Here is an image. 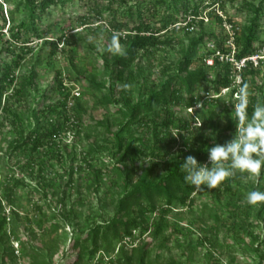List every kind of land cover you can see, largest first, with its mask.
I'll return each instance as SVG.
<instances>
[{"label":"trees","instance_id":"obj_1","mask_svg":"<svg viewBox=\"0 0 264 264\" xmlns=\"http://www.w3.org/2000/svg\"><path fill=\"white\" fill-rule=\"evenodd\" d=\"M0 1L2 4H13L17 10L19 9L24 13V17L15 19L13 12L9 10L11 17L8 19L7 26L12 41L20 43L21 52L27 49L32 51V48L29 47L32 40L27 36L28 32L32 31L33 35L42 40L41 48L45 45L49 46L47 56L53 57L63 35L48 39L47 33H41L39 30L42 22L41 16L47 13L51 6L57 3L63 5L72 0ZM116 1L118 0H107L105 8L108 11L112 10V4ZM119 1L125 4L130 0ZM216 6L222 9L223 1L131 0L123 14L133 20V25L129 29H124V23L115 18L112 27L116 32L114 37L117 47L113 49V52L106 48L100 56L104 69L110 72V75H114L116 80L123 82V86L117 96L114 89L115 84L112 83L101 98V102L112 108L111 112L117 115L116 118L111 123L97 121L98 125H104L111 137V144L109 147L105 145L104 148L111 149L115 156L120 154L117 162L103 164L116 175L122 189L121 193L117 194L114 199L113 215L108 219L93 220L86 227H81L79 218L71 209L63 213L67 220L66 224L73 229L70 239L71 249L68 252L61 251L60 254H56L57 251L55 252L50 246L48 247L50 257L46 258L30 243L31 239L29 238L34 234H31L27 215L24 214L22 217L19 211L11 207L9 210L10 217H8L5 214V208L0 204V264H6L8 260L15 257L14 251L8 250V241L4 237L5 226L8 223L7 217L12 230H18L19 226L23 225L26 232L22 237H17L23 251L22 254L26 257L24 264H55L53 259L55 256L59 259L66 258L65 264H85L87 260L93 259L99 252L101 242L106 244L104 247L108 248L111 253L106 259L108 264H151V262H147L151 239H143L144 236L149 235L153 239L158 238L167 228L163 224L165 214L178 205L193 206L196 200L194 197L196 188L184 179L185 173L181 168L183 160L191 155L200 163H208L207 149L215 144H224L232 138L239 124L246 123V121L237 119V112L234 108V105L239 103L241 99V89L244 86H246L247 92L249 118L257 104H264V85L259 84L255 79L262 69L264 60L258 59L256 64L249 59L245 60V65L241 67L240 71L242 80L237 86L233 83V64L229 61H220L218 56L213 55L216 50L223 54H231V47L225 46V42L229 38V32L226 31L225 25L227 22L233 30V57L236 60L257 54L264 48V39H260L264 0H259L258 3L245 0L241 3L239 10H245L249 16L240 28L235 27L230 18L224 17L223 13L215 9ZM101 9L103 8L101 7ZM204 10H206L205 15L202 14ZM204 16L209 17L210 22L217 25L220 30L218 32L215 29L205 30ZM5 25L6 17L0 3L1 36ZM193 28L199 32L189 36V30ZM177 29L187 35L186 41L180 45L179 55L174 61L161 64L159 75L163 81L159 87L148 86L146 80H140L141 65L133 70L131 64L146 55H152L161 47L172 46L173 37L168 32L172 33V30ZM206 38L212 39L215 49L205 50ZM256 42H258L257 45ZM119 44L122 46L119 47ZM11 46L12 44L7 42L6 50L11 53L14 52L13 54L17 56V59H20L23 56L22 53H15ZM210 56H214L213 65L203 62L199 67L191 69L194 60L205 61V58ZM17 59L14 61L15 65L18 63ZM36 59L29 73L23 77L17 88L12 87L15 79L12 64H0V111H3L5 119L11 117L12 123L21 121L22 117L18 112L12 110L9 101L17 96L18 98L25 97L28 95L29 88L35 85L37 75L35 68L40 58L37 56ZM208 71L215 72L212 79L208 77ZM58 78H60L59 73L56 74L49 88L43 91L42 100L38 104L39 108H36L35 112V108H32L34 113L31 118H28L31 133L26 134L22 127H18L15 129L17 135L9 140L5 147L7 153L21 149L32 152L26 163L27 166L36 164L32 156L38 148L44 146V142L51 144L55 140L54 138L60 135L65 124L72 126L83 115L81 97H75L71 104L70 108L74 114L71 115L72 118L68 114L66 99L70 95L71 88L67 87L61 78ZM202 83L205 85V94L193 98V92ZM55 87L58 93L68 91L64 94L63 100L52 105L46 104L50 95L49 90ZM95 87L101 89L105 86L102 82L96 83ZM253 87L258 89V95L251 94L250 88ZM224 88L230 90V99H232L234 92H241L238 98L233 100H227L220 95L216 96ZM8 91L10 92L8 93ZM135 92H137L136 98L134 97ZM2 95H4L3 103H1ZM180 100H183L188 108L199 104L196 110L203 105L204 112L211 103H221L220 112L226 116L225 126L221 128L219 122H215L210 113L202 118L203 126L194 134L192 131L194 119L185 120L177 117L173 110ZM55 115L57 117L54 119ZM73 118L77 119L74 120ZM112 125L117 127L114 131L110 129ZM3 126H5L4 121L0 119V127ZM144 128L148 133L141 131ZM173 128L178 131L176 136L171 135ZM186 133L190 134L184 137ZM71 137L74 138V135ZM190 140H193L191 144L189 143ZM179 145L181 148L178 149ZM172 147L177 149L174 154L168 151ZM66 151L67 154H70V149ZM141 157H149L151 163L147 167L140 168L136 174L132 163L134 159ZM129 163L131 166L128 165ZM39 164L38 170H41V163ZM158 166H161V172L153 173ZM135 174L136 178L134 179ZM239 176L237 171L217 187L210 189L212 192L210 196L213 198H217L222 189L237 195L236 199L239 203L229 209L230 222L223 220L220 213L214 210L215 206L211 203L213 200L200 205L199 210L202 213L207 211L209 218L214 223L215 232L219 233L223 230L227 237L245 240L243 253L258 258L257 263L247 264H264V233L261 239V233H256L253 228L255 225L262 224V230H264V202L251 205L244 198L245 194L254 190L264 192V185L260 184L262 188H259L253 180L241 183L238 181ZM260 176L263 178L264 173H261ZM260 181L263 182L262 179ZM25 182L24 177L17 179L5 194V199L12 201L14 188ZM42 187L45 189L46 185L44 181L39 180L32 190L39 191ZM42 192L43 197L46 198V190ZM61 201H64L63 198ZM134 206L138 207L135 215L133 214ZM38 209L40 210L39 207ZM156 211L159 212V218L156 220L153 218L152 221L146 219V213L151 214ZM252 216L254 217L253 220ZM25 220L27 223L24 222ZM42 223L48 228L47 232L54 234L57 240L63 241L57 234L60 229L58 223L47 222L45 219ZM135 231L138 233L137 236H135ZM181 231L180 229L179 232L183 234ZM126 237L130 238V243H119L114 253L116 244L124 241ZM189 248L193 249L188 243L186 249ZM186 258L190 261L191 255H187ZM235 259L236 257L231 256L228 264H235ZM181 263V261L172 258L161 264Z\"/></svg>","mask_w":264,"mask_h":264},{"label":"rangeland","instance_id":"obj_2","mask_svg":"<svg viewBox=\"0 0 264 264\" xmlns=\"http://www.w3.org/2000/svg\"><path fill=\"white\" fill-rule=\"evenodd\" d=\"M222 1L223 8L216 6L215 9L223 13L224 17L230 18L235 27L240 28L249 16L245 10H239L241 3L245 0ZM246 1L259 2V0ZM106 2L107 0H72L67 1L63 5L57 3L51 6L49 11L41 16L42 22L39 30L41 33H47L48 39H54L60 35H63V38L58 42L56 54L49 58L47 56L49 54V46L45 45L41 48L42 40L33 35L32 31L27 34L30 37L29 39L32 40L29 46L32 51L30 52L27 49L28 51L21 52L20 43L16 42V44L12 41L7 26L8 19L11 17L9 10L13 12L15 19H21L24 17V13L19 9L17 10L15 5L2 4L0 1L6 17V25L2 30L3 35H0V64H12L11 67L15 77L12 87L15 86L17 88L23 77L29 73L32 64L37 60L36 57L40 58L35 68L37 73L35 85L29 88L28 95L21 98L17 96L9 101L12 110L21 115V121L12 123L13 119L7 116L5 119L3 111H0V119L5 124V126L0 127V204L5 208V214L8 217H10L9 210L11 207L19 211L22 217L24 214L27 215L31 234H34L29 238L31 239L30 243L46 258L50 257L48 250L50 246L55 252L57 251L56 254H60L61 251L68 252L71 249L70 239L73 229L66 224L67 220L63 213L71 209L79 218L81 227H86L93 220L108 219L113 215L114 199L122 190L116 175L108 167L103 166V164L107 165L117 162L120 154L115 156L111 149L104 148L105 145L109 147V144H111V137L104 125H98L97 121L99 120L103 123L108 121L111 123L116 118L117 115L111 112L112 108L101 102V98L112 83L115 84V94L118 96L123 82L116 80L114 75H110V72L104 69L100 55L106 48L113 52V49L117 47L114 37L116 32L112 27V23H115V18L124 23V29H129L133 25V20L123 14L126 7L130 5L131 0L125 4L118 0L112 4L113 9L109 11L105 8ZM262 9L264 11V6ZM205 13L206 10L202 11L203 15ZM204 17L205 30L211 31L215 29L217 32L220 30L217 25L210 22L211 19L209 17ZM261 21L260 39H264V14ZM225 25L226 31L229 32V38L225 42V46L234 49L231 44L232 27L228 22ZM197 32L199 31L196 28L190 29L189 36ZM168 34L173 37L172 46L161 47L152 55H146L131 64L133 70L141 65L140 80H146L148 86L159 87L163 81L159 75L161 64L174 61L179 55L181 43H184L187 39V35H184L183 31L178 29L172 30V33L168 32ZM6 41L12 44L11 47L15 53H22L23 56L20 59H17V56L13 54L14 52L11 53L6 50ZM205 41V50L215 49L212 39L206 38ZM120 46L122 44H119ZM15 59L18 60L16 65L14 64ZM203 62L206 63V60H194L191 64V69L199 67ZM263 72L264 64L255 79L259 84L264 85ZM57 73L60 74L63 83L71 88L70 95L66 99L68 114L70 116L74 115L70 107L75 97H81L80 101L84 112L72 126L65 124L60 135L55 137L51 144L44 142V146L38 148L34 156H32L36 164L27 166L26 163L32 152L27 149H21L7 153L5 152V147L8 145L9 140L17 135L15 129L18 127H22L26 134L31 133L28 118L32 117L36 108H39L38 104L42 100L43 91L49 88ZM207 75L212 79L215 72L208 71ZM102 82L105 86L104 88L95 87L96 83ZM204 89L205 85L203 83L198 85L196 91L192 94L193 98L204 95ZM250 89L252 95H258L259 91L256 87ZM67 91L58 93L56 87L49 90L50 95L48 100H46V104L52 105L63 100V96ZM232 96V99H230L229 91L226 90L222 98L227 100L237 99L234 95ZM134 97H137V92H135ZM3 98L4 95L1 97V103H3ZM234 102L236 103V101ZM198 106L199 104H195L193 107L188 108L185 102L180 100L173 110L177 117L185 120L194 119L195 123H192L194 134L203 126L202 118L210 113L214 121L219 122L221 128L225 126L226 116L220 112L221 103H211L205 112L203 105L196 110ZM32 108H35L34 112H32ZM56 117L57 115L54 116V119ZM239 126L241 125L239 124ZM116 128L115 125L110 126L112 131ZM141 131L148 133L145 128ZM177 133L178 131L173 128L171 135L176 136ZM189 134L186 133L184 137ZM72 135H74V138L71 137ZM192 141L190 140L189 143L191 144ZM179 148H181V145L178 146ZM69 149L70 154H67L66 150ZM176 150V148L172 147L168 151L174 154L177 152ZM259 156L264 158V152H261ZM39 163H41V170H38ZM150 163L151 159L149 157L134 159L132 163L134 172L137 174L140 168L147 167ZM226 164L227 162H225V166ZM128 165L131 166L130 163ZM160 172L161 166H158L153 173ZM238 173L240 174L238 181L241 183L253 180L259 188H262L260 184L264 185V177L260 176L261 173H264V168L256 175ZM22 177H24L26 182L22 185H17L13 190L12 201H7L5 194L13 186L14 182ZM261 179L263 182L260 181ZM39 180L44 181L45 189L42 187L39 191H33V187ZM44 190L47 192L46 198L43 197L42 191ZM211 193V190L204 185H201L200 189L196 188V194L194 195L196 200L193 206L178 205L175 208H171L163 217V224L167 226L163 233L156 239L149 235L144 236L143 239H151L147 262L161 264L175 258L177 261H181V264H228L231 256L236 257L235 264L258 262V258L243 253L244 239L227 237L223 230L219 233L215 232L214 223L209 218L207 211L202 213L199 210L200 205L213 200L211 203L215 206L214 210L220 213L223 220L230 222L229 209L239 203L236 199L237 195L227 192L225 189L218 193L217 198L210 196ZM246 197L247 194H245L244 198ZM62 198L63 202L61 201ZM133 208V214L135 215L138 207L134 206ZM158 214V211L151 214L146 213L145 217L147 220L152 221L153 218L155 220L159 218ZM8 217L4 237L8 241V250H13L15 257L8 260L6 264H24L26 257L22 254L23 251L17 237H22L26 232L23 225L19 226L18 230H12ZM253 218L252 216V220ZM43 219L47 222L58 223L60 229L57 234L63 241L57 240L54 234L47 232L48 228L42 223ZM24 222L27 223V220ZM253 228L256 233H261L260 237L262 239L264 233V230H262L263 225H255ZM180 229L183 234L179 232ZM137 234V231H135V236ZM246 240L249 239L246 238ZM125 241L126 238L116 244L114 253L119 243H124ZM188 243L193 249H186ZM104 245L106 244L101 242L99 252L93 259L87 260L85 264H97L98 262L108 264L106 259L111 253ZM189 254L191 255L190 261L186 258ZM53 259L55 264H65L66 258L59 259L55 256Z\"/></svg>","mask_w":264,"mask_h":264},{"label":"clouds","instance_id":"obj_3","mask_svg":"<svg viewBox=\"0 0 264 264\" xmlns=\"http://www.w3.org/2000/svg\"><path fill=\"white\" fill-rule=\"evenodd\" d=\"M233 51L234 49L231 50V53ZM215 54L216 52L213 55L216 56ZM214 56L205 58V60L212 59L214 63ZM259 59L264 60V58ZM213 63L209 64L206 61L208 65H213ZM221 91L216 96H223ZM241 91V99L234 105V108L237 112V119L246 121V123L236 127L230 140L224 144H215L207 149V164L198 162L191 155L187 156L181 164L185 173V181L197 189H200L201 185L213 189L237 171L256 175L264 168V158L258 156V153L264 152V104H257L249 118L246 86ZM225 162H227V166H225ZM246 199L247 203L251 205L264 202V192L251 191L247 194Z\"/></svg>","mask_w":264,"mask_h":264},{"label":"built area","instance_id":"obj_4","mask_svg":"<svg viewBox=\"0 0 264 264\" xmlns=\"http://www.w3.org/2000/svg\"><path fill=\"white\" fill-rule=\"evenodd\" d=\"M216 56H218V59L220 61H229L233 64V70H232V73L234 74V85H239L241 83V75H240V71H241V67H243L245 65V60H251L254 62V64L257 63L258 59L259 58H264V48H262L257 54H254V55H251V56H248V57H245V58H241L239 60H236L234 57H233V53L231 54H223L221 53L220 51L216 50ZM207 63L209 64H212L213 63V60L212 59H207L206 60ZM226 90L229 91L228 88H224L222 89L221 91V94H225ZM236 98H238L239 96V93L236 91L234 92L233 94ZM130 238L129 237H126V243H130Z\"/></svg>","mask_w":264,"mask_h":264}]
</instances>
